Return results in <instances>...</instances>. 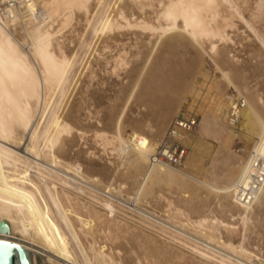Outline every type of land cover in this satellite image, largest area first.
Returning a JSON list of instances; mask_svg holds the SVG:
<instances>
[{
    "label": "bare ground",
    "instance_id": "bare-ground-1",
    "mask_svg": "<svg viewBox=\"0 0 264 264\" xmlns=\"http://www.w3.org/2000/svg\"><path fill=\"white\" fill-rule=\"evenodd\" d=\"M0 220L33 264H264V0H0Z\"/></svg>",
    "mask_w": 264,
    "mask_h": 264
},
{
    "label": "water",
    "instance_id": "water-1",
    "mask_svg": "<svg viewBox=\"0 0 264 264\" xmlns=\"http://www.w3.org/2000/svg\"><path fill=\"white\" fill-rule=\"evenodd\" d=\"M10 231V224L7 221L0 220V232L9 233ZM32 252L34 251L22 247L16 242L0 240V264H33ZM41 256L46 258L43 255Z\"/></svg>",
    "mask_w": 264,
    "mask_h": 264
},
{
    "label": "rangeland",
    "instance_id": "rangeland-1",
    "mask_svg": "<svg viewBox=\"0 0 264 264\" xmlns=\"http://www.w3.org/2000/svg\"><path fill=\"white\" fill-rule=\"evenodd\" d=\"M241 30H242V32L244 31L243 28H242ZM240 32H241V31H240ZM244 34H245V33H244ZM246 34H248V33H246ZM232 35H233V34H232ZM251 40H252V39L250 38L248 41H251ZM244 42H247V40H245ZM231 44L234 45V42L231 41ZM235 46L241 48V47H240V44H236ZM211 65H212V64H211ZM37 252H38V251H37ZM40 254L43 255V256H45V255L42 254L41 252H40L39 254H36V259H37L36 262H37V264H45V262H44V258H42V256H41Z\"/></svg>",
    "mask_w": 264,
    "mask_h": 264
}]
</instances>
